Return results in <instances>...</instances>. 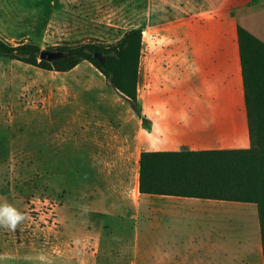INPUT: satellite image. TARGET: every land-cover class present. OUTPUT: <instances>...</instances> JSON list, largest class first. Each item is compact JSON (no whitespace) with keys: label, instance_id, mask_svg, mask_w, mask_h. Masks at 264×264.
Listing matches in <instances>:
<instances>
[{"label":"crops","instance_id":"0c3cea01","mask_svg":"<svg viewBox=\"0 0 264 264\" xmlns=\"http://www.w3.org/2000/svg\"><path fill=\"white\" fill-rule=\"evenodd\" d=\"M118 1L126 12L127 0ZM134 1L133 27L143 28L138 109L114 89L98 107L80 93L73 110L83 130L77 150L94 168L74 227L79 235L82 211L109 225L91 219L85 228L102 242L87 264H264L256 203L139 190L143 151L249 147L237 27L264 41V0ZM39 3L48 14L41 27L54 29L89 23L83 17L105 12L112 0Z\"/></svg>","mask_w":264,"mask_h":264},{"label":"rangeland","instance_id":"374dc122","mask_svg":"<svg viewBox=\"0 0 264 264\" xmlns=\"http://www.w3.org/2000/svg\"><path fill=\"white\" fill-rule=\"evenodd\" d=\"M114 2L119 3H107L105 12L88 13L83 19L90 22L79 27L46 29L41 26L48 14L39 0H0V36L49 50L95 39L114 43L135 25V1L127 0L126 12ZM113 92L86 60L55 71L0 56V204L23 216L15 228L0 226V264H87L91 249L102 243L85 228L91 219L99 221L98 228L109 227L103 216L82 211L79 235L74 227L77 199L88 203L86 181L94 168L84 150H77L75 138L83 130L72 116L80 93L98 107ZM99 184L96 197L102 198L105 184Z\"/></svg>","mask_w":264,"mask_h":264},{"label":"trees","instance_id":"16d2710c","mask_svg":"<svg viewBox=\"0 0 264 264\" xmlns=\"http://www.w3.org/2000/svg\"><path fill=\"white\" fill-rule=\"evenodd\" d=\"M237 32L249 119V147L143 151L139 190L256 203L264 258V41L240 25ZM142 46L143 28L132 27L114 43L95 39L74 46H57V50L69 54L50 62L40 59L42 48L38 43L31 40L11 43L0 36V56L42 69L68 71L83 60L90 62L135 110L139 107L137 81Z\"/></svg>","mask_w":264,"mask_h":264},{"label":"clouds","instance_id":"9594fccd","mask_svg":"<svg viewBox=\"0 0 264 264\" xmlns=\"http://www.w3.org/2000/svg\"><path fill=\"white\" fill-rule=\"evenodd\" d=\"M23 216L11 205L0 204V226L15 228Z\"/></svg>","mask_w":264,"mask_h":264},{"label":"water","instance_id":"95a60500","mask_svg":"<svg viewBox=\"0 0 264 264\" xmlns=\"http://www.w3.org/2000/svg\"><path fill=\"white\" fill-rule=\"evenodd\" d=\"M68 54L69 52H65L63 50L42 49L40 53V59L53 62L55 60H59V59L66 57ZM96 56L98 55L96 54ZM100 61L103 64L104 60L101 57H100Z\"/></svg>","mask_w":264,"mask_h":264}]
</instances>
